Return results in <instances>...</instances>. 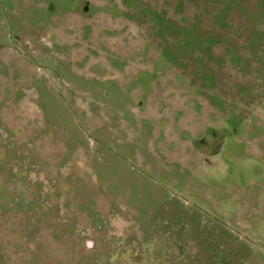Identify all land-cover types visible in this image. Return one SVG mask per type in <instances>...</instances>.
Wrapping results in <instances>:
<instances>
[{"label": "rangeland", "instance_id": "374dc122", "mask_svg": "<svg viewBox=\"0 0 264 264\" xmlns=\"http://www.w3.org/2000/svg\"><path fill=\"white\" fill-rule=\"evenodd\" d=\"M0 264H264V0H0Z\"/></svg>", "mask_w": 264, "mask_h": 264}, {"label": "water", "instance_id": "95a60500", "mask_svg": "<svg viewBox=\"0 0 264 264\" xmlns=\"http://www.w3.org/2000/svg\"><path fill=\"white\" fill-rule=\"evenodd\" d=\"M25 50V49H24ZM31 57H32V59L34 60V58H33V56L27 51V50H25ZM35 61V60H34ZM37 65H39V66H42V65H40V64H37Z\"/></svg>", "mask_w": 264, "mask_h": 264}]
</instances>
